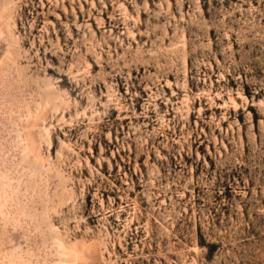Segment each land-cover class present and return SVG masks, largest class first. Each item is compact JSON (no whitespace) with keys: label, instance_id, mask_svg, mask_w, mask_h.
<instances>
[{"label":"rangeland","instance_id":"obj_1","mask_svg":"<svg viewBox=\"0 0 264 264\" xmlns=\"http://www.w3.org/2000/svg\"><path fill=\"white\" fill-rule=\"evenodd\" d=\"M0 264H264V0H0Z\"/></svg>","mask_w":264,"mask_h":264}]
</instances>
